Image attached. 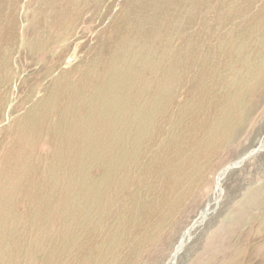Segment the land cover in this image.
<instances>
[{"label": "rangeland", "instance_id": "obj_1", "mask_svg": "<svg viewBox=\"0 0 264 264\" xmlns=\"http://www.w3.org/2000/svg\"><path fill=\"white\" fill-rule=\"evenodd\" d=\"M188 1L175 6L172 3L162 13L148 9L152 0H0V135L12 137L5 153L6 147L0 151V264H78L76 255L80 264L85 263L79 255L88 236L83 233L84 227L93 224L101 228L98 217L109 222L106 227L116 226L125 218L116 206L121 204L129 184L131 189L136 186L134 176L130 183L127 178L126 187L119 188L117 200L104 197L84 210L81 205L96 200L92 188L101 184L97 173L103 168L106 175L110 172L113 156L124 151L116 150L118 142L139 125L148 129L155 146H172V155L160 150L164 161L151 179L152 199L147 188L142 202L129 215L135 220H121L118 226L126 223L127 228H111L116 230L112 236L97 232L100 250L92 264H264V0H255L258 4L249 8L256 12L253 17L235 21V25L250 22L254 27L248 33L234 35L231 47L228 35L223 37L212 30L214 20H208L212 14H204L208 0ZM190 3L198 9L191 8ZM193 18L200 20H196L198 25ZM12 32H17L16 36ZM226 51L236 54L227 65L223 59ZM213 56L220 75L213 84L196 85L194 61ZM251 69L256 73L248 78ZM215 85L217 95L204 93ZM239 93L242 105L229 107L240 119L238 122L222 117L220 107L219 112L206 113V108L212 110L217 100ZM132 95L135 101L131 102ZM197 96L206 106L199 115L195 111ZM30 114L33 120L27 118ZM32 155L36 162L41 161L38 172L28 166L34 161ZM131 160L138 162L134 157ZM9 161L11 165H7ZM234 163L238 165L221 174ZM177 166L182 167L177 194L181 197L172 207V196L165 198L162 186L179 179ZM19 169L23 176L18 175ZM4 177L8 183L2 182ZM7 188L16 197L4 203ZM142 212L148 215L145 220L140 219ZM52 255L58 256L49 261Z\"/></svg>", "mask_w": 264, "mask_h": 264}, {"label": "bare ground", "instance_id": "obj_2", "mask_svg": "<svg viewBox=\"0 0 264 264\" xmlns=\"http://www.w3.org/2000/svg\"><path fill=\"white\" fill-rule=\"evenodd\" d=\"M76 1V0H75ZM147 1V0H146ZM182 1L183 0H152V3H151V5L150 6H148V9H156L157 11H160V12H167V10H168V8H169V6L172 4V5H174V3H182ZM186 1V0H185ZM215 1H217L216 3H215ZM254 1L255 0H208V7H203V8H201V9H203L204 10V14H212L211 15V17H210V19L208 18V20H214L213 21V28H212V30H214L217 34H219V35H222L223 37L225 36V35H228L229 36V38H230V47L231 46H234V44H233V41H234V35H239V33H248L249 31H250V28L253 26L254 27V25H252V24H250V22L248 23H246V22H242V23H240V25H235V21H238L239 19H241V17L243 18L244 16H246V17H253L255 14H256V12H255V14L253 13V12H251L250 11V7L251 6H253V3H254ZM126 2V1H125ZM129 2H131V0L129 1L128 0V3ZM188 2H190V0L188 1ZM193 2H194V0H193ZM197 2V1H196ZM206 2H207V0H206ZM30 3V2H29ZM134 3H135V1H134ZM140 3V2H139ZM148 3V2H147ZM184 3V2H183ZM198 3V2H197ZM196 3V4H197ZM262 3V2H261ZM132 4V3H131ZM137 4V3H136ZM191 4V3H190ZM192 4H195V3H192ZM191 4V5H192ZM199 4V6L201 5L200 3H198ZM254 4H258V3H254ZM47 5V4H46ZM76 5V4H75ZM127 5V4H126ZM134 5V4H133ZM148 5V4H147ZM176 5V4H175ZM174 5V6H175ZM179 5V4H178ZM183 5V4H182ZM190 5V6H191ZM202 5H204V4H202ZM264 5V4H263ZM30 6H31V4H30ZM49 5H47V7H48ZM52 6V5H51ZM63 6V5H62ZM141 6V5H140ZM139 6V7H140ZM144 6V5H143ZM189 6V5H188ZM189 6V7H190ZM198 6V7H199ZM259 6V5H258ZM257 6V7H258ZM50 7V6H49ZM57 7V6H56ZM129 7V6H128ZM138 7V8H139ZM181 7V6H180ZM187 7V6H186ZM194 7V9L197 7V5H196V7L195 6H193L192 5V7L191 8H193ZM198 7H197V9H198ZM254 7V6H253ZM257 7L255 8V9H257ZM263 7V6H262ZM29 8V7H28ZM69 8V7H68ZM174 8V7H173ZM260 8H261V5H260ZM30 9V8H29ZM47 9V8H46ZM56 9V8H55ZM67 9V8H66ZM182 9V8H181ZM200 9V8H199ZM254 9V10H255ZM142 10V9H141ZM156 10H154L155 12H156ZM170 10V9H169ZM184 10V9H183ZM182 10V11H183ZM186 10H188V9H186ZM186 10H185V12H186ZM190 10H192V9H190ZM190 10H188V11H190ZM196 10V9H195ZM202 10V11H203ZM253 10V9H252ZM47 11V10H46ZM144 11H146L145 9H144ZM153 11V10H152ZM173 11H174V9H173ZM173 11H172V14H173ZM180 11V10H179ZM182 11H180L181 13H182ZM200 12H202L201 10H199ZM261 11H262V9H261ZM39 12V11H38ZM37 12V13H38ZM42 12V11H41ZM138 12V11H137ZM147 12V11H146ZM149 12V11H148ZM155 12H154V14H155ZM177 12V11H176ZM134 13V12H133ZM142 13V12H141ZM152 13V12H151ZM169 13H171V12H169ZM168 13V14H169ZM191 13V12H190ZM189 13V14H190ZM196 13H198V11L196 12ZM15 14V13H14ZM56 14V13H55ZM157 14V13H156ZM188 14V13H187ZM194 13H191V16L193 15ZM44 15V14H43ZM63 15V14H62ZM163 15H165V14H163ZM162 15V16H163ZM195 15V14H194ZM194 15H193V17H194ZM198 14H196V16H197ZM259 15V14H258ZM261 15H262V13H261ZM14 16V15H13ZM52 16H54V15H52ZM156 16V15H155ZM157 16H160V15H157ZM166 16V15H165ZM167 16H169V15H167ZM190 16V15H189ZM173 17H175V16H173ZM172 17V18H173ZM180 16H178L177 18H179ZM182 17H183V15H182ZM185 17V16H184ZM183 17V18H184ZM186 17H187V15H186ZM263 17V16H262ZM43 18V17H42ZM57 18V17H56ZM130 18V17H129ZM161 18V17H160ZM164 18V17H163ZM182 18V19H183ZM190 18V17H189ZM192 18V17H191ZM198 18V17H197ZM197 18H196V20H197ZM49 19H51V18H49ZM138 19V18H137ZM150 19V18H149ZM159 19V18H158ZM187 19V18H186ZM185 19V20H186ZM194 19V18H193ZM205 19L206 18H204V22H206V21H208L207 19H206V21H205ZM15 20L17 21V19L15 18ZM15 20H14V22H15ZM45 20V19H44ZM48 20V19H47ZM164 20V19H163ZM168 20V19H167ZM192 20V19H191ZM195 20V19H194ZM195 20V21H196ZM199 20V19H198ZM197 20V21H198ZM57 21V20H56ZM124 21V20H123ZM145 21V20H144ZM146 21H148V20H146ZM171 21H172V19H171ZM178 21V20H177ZM176 21V22H177ZM194 21V22H195ZM197 21H196V24H197ZM200 21V20H199ZM242 21V20H241ZM243 21H245V20H243ZM248 21V20H247ZM53 22V21H52ZM55 22V21H54ZM59 22V21H58ZM140 22V21H139ZM181 22L183 23V20H181ZM185 22H187V20L185 21ZM190 22V21H189ZM193 22V21H192ZM191 22V23H192ZM201 22H203L202 20H201ZM15 23H17V22H15ZM39 23V22H38ZM42 23V22H41ZM158 23V22H157ZM170 23V22H169ZM175 23V22H174ZM179 23V22H178ZM181 23V24H182ZM199 23V22H198ZM212 23V22H211ZM252 23H256V22H252ZM45 24V23H44ZM127 24V23H126ZM129 24V23H128ZM172 24V23H171ZM177 24V23H176ZM188 24V23H187ZM195 24V23H194ZM193 24V25H194ZM205 24V23H204ZM8 25V24H7ZM33 25V24H32ZM52 25V24H51ZM132 25V24H131ZM165 25V24H164ZM178 25V24H177ZM176 25V26H177ZM183 25V24H182ZM185 25V24H184ZM198 25V24H197ZM208 25V24H207ZM128 26V25H127ZM159 26V25H158ZM163 26V25H162ZM161 25H160V27H162ZM186 26V25H185ZM196 26V25H195ZM204 26H206V25H204ZM209 26H211V25H209ZM35 27V26H34ZM90 27H91V25H90ZM145 27H146V25H145ZM160 27H159V29H160ZM192 27V26H191ZM196 27H198V26H196ZM202 27V26H201ZM212 27V26H211ZM211 27H210V29H211ZM29 28V27H28ZM33 28V27H32ZM31 28V29H32ZM48 28V27H47ZM154 28H155V26H154ZM154 28H152V29H154ZM190 28V27H189ZM209 28V27H208ZM83 29V28H82ZM125 29V28H124ZM145 29V28H144ZM156 29H158V28H156ZM166 29V28H165ZM169 29V28H168ZM167 29V30H168ZM178 29V28H177ZM180 29H182L181 27H180ZM192 29V28H191ZM210 29H209V31H210ZM257 29V28H256ZM12 30H13V28H12ZM15 30V29H14ZM14 30H13V32H14ZM34 30V29H33ZM32 30V31H33ZM146 30L148 31V29L146 28ZM170 30V29H169ZM173 30H175V29H173ZM184 30V29H183ZM186 30V29H185ZM198 30V29H197ZM197 30H196V32H197ZM199 30H201V29H199ZM202 30H203V28H202ZM205 30H206V28H205ZM205 30H204V33H206L205 32ZM211 30V31H212ZM254 30V29H253ZM258 30V29H257ZM17 31V30H16ZM159 31V30H158ZM162 31V30H161ZM165 31V30H164ZM193 32L195 31L194 30V28H193V30H192ZM208 31V32H209ZM210 31V32H211ZM12 32V33H13ZM25 32H26V29H25ZM36 32V31H35ZM39 32V31H38ZM41 32V31H40ZM170 32H172V31H170ZM178 32V31H177ZM185 32L186 31H184L183 33L185 34ZM196 32H194V33H196ZM202 32V31H201ZM254 32V31H253ZM259 32V31H258ZM257 32V33H258ZM262 32V31H261ZM8 33V32H7ZM11 33V32H10ZM15 33H17V32H15ZM15 33H13V34H15ZM33 33V32H32ZM51 33H53V31L51 32ZM123 33V32H122ZM162 33V32H161ZM175 33V32H174ZM180 33V32H179ZM179 33H178V35H179ZM187 34L189 33L188 31L186 32ZM192 33V32H191ZM203 33V34H204ZM41 34V33H40ZM90 34V33H89ZM158 35V33H155V35ZM160 34V33H159ZM165 34V33H164ZM169 34V33H168ZM177 34V33H176ZM182 34V33H181ZM197 34H198V32H197ZM200 34V33H199ZM202 34V35H203ZM209 34V33H208ZM1 35V34H0ZM39 35V34H38ZM171 35H175V34H171ZM205 35V34H204ZM203 35V36H204ZM241 35V34H240ZM15 36H16V34H15ZM32 37H33V35H31ZM117 36V35H116ZM162 36V35H161ZM165 36H167V34H165ZM176 36V35H175ZM175 36H173L172 38H173V40H174V37ZM184 36V35H183ZM187 36H190V33H189V35H187ZM194 37L196 36V35H193ZM14 37V36H13ZM41 37V36H40ZM120 37V36H119ZM119 37L117 38V39H119ZM149 37V36H148ZM158 37V36H157ZM169 37V36H168ZM185 37V36H184ZM201 37V36H200ZM205 37V36H204ZM238 37H240V38H238V39H240L241 40V37H242V35L241 36H238ZM244 37V36H243ZM247 37V36H246ZM11 38V37H10ZM10 38H9V40H10ZM144 38H146V37H144ZM156 37H154V39H155ZM160 38V37H159ZM183 38V37H182ZM188 38V37H187ZM187 38H185V41L184 42H186V40H187ZM196 38V37H195ZM198 38V37H197ZM196 38V39H197ZM218 38V37H217ZM4 39V38H3ZM12 40L11 41H13V38H11ZM76 39V38H75ZM136 39V38H135ZM153 39V40H154ZM162 39V38H161ZM171 39V38H170ZM178 39V38H177ZM190 38H188V40H189ZM201 38H199L198 40H200ZM206 39V38H205ZM220 39V38H219ZM1 40H2V38H1ZM7 40H8V38H7ZM37 40V39H36ZM141 39H139L138 41H140ZM146 40V39H145ZM148 40V39H147ZM146 40V41H147ZM228 40V39H227ZM38 41V40H37ZM37 41H35V42H37ZM117 41V40H116ZM144 41V40H143ZM146 41H144L146 44H147V42ZM160 41V40H159ZM162 41V40H161ZM180 41V40H179ZM206 41V40H205ZM209 41V40H208ZM7 41H5V43H6ZM15 42V41H14ZM27 42H29L28 40H27ZM137 42V41H136ZM166 42V41H165ZM164 42V43H165ZM189 42V45H190V41H188ZM198 42V41H197ZM204 42V41H203ZM202 42V43H203ZM212 42V41H211ZM9 43H11V42H9ZM139 43V42H138ZM156 43V42H155ZM162 43V42H161ZM228 43V42H227ZM246 43V42H245ZM250 43V42H249ZM4 44V43H3ZM153 44H154V42H153ZM153 44H151V45H153ZM194 44H196V42L194 43ZM201 44V43H200ZM204 44V43H203ZM212 44V43H211ZM244 44V43H243ZM1 45V44H0ZM5 45V44H4ZM11 45V44H10ZM141 45V44H140ZM150 45V44H149ZM184 45H185V43H184ZM188 45V46H189ZM197 45H199V43L197 44ZM237 45V44H236ZM250 45V44H249ZM12 46V45H11ZM64 46V45H63ZM143 46V45H142ZM187 46V47H188ZM195 46V45H194ZM193 46V47H194ZM203 46V45H202ZM215 46H217V45H215ZM17 47V46H16ZM130 47V46H129ZM138 47V46H137ZM148 47V46H147ZM150 47V46H149ZM199 47V46H198ZM143 48L145 49L146 47L145 46H143ZM142 48V49H143ZM184 48H185V46H184ZM222 48V47H221ZM125 49V48H124ZM129 49V48H128ZM136 48H134V50H135ZM139 49V48H138ZM137 49V50H138ZM141 49V48H140ZM141 49V50H142ZM186 49V48H185ZM188 49H190V46L188 47ZM191 49H193V48H191ZM194 49H196V46H195V48ZM229 49V48H228ZM239 49H241V48H239ZM33 50V49H32ZM140 50V51H141ZM165 50V49H164ZM215 50V49H214ZM218 50V49H217ZM36 51V50H35ZM122 51H123V49H122ZM127 51H129V50H127ZM132 51V50H131ZM145 51V50H144ZM143 51V52H144ZM146 51H147V49H146ZM163 51V50H162ZM161 51V52H162ZM175 51V50H174ZM183 51V50H182ZM193 51V50H192ZM236 51V50H235ZM124 52V51H123ZM137 52V51H136ZM179 52V51H178ZM184 52H185V50H184ZM189 52V51H188ZM188 52H187V54H188ZM237 52H239V50L237 51ZM147 53V52H146ZM191 53V52H190ZM135 54V53H134ZM179 54H180V52H179ZM179 54H178V56H179ZM182 54H184V53H182ZM197 54V53H196ZM201 54V53H200ZM145 55V54H144ZM158 55V54H157ZM172 55V54H171ZM181 55V54H180ZM191 55V54H190ZM193 55H194V52H193ZM192 55V56H193ZM210 55V54H209ZM233 55H236V54H234V53H232V52H230V51H226L225 52V55H223L224 56V64H226V63H230V62H232L236 57H232ZM45 56V55H44ZM140 56V55H139ZM147 56H148V54H147ZM146 56V57H147ZM150 56V55H149ZM168 56V55H167ZM174 56V55H173ZM177 56V57H178ZM182 56V55H181ZM145 57V58H146ZM180 57V56H179ZM199 57H200V55H199ZM143 58V57H142ZM183 58V57H182ZM213 58H214V56L213 57H202L201 59H197L196 61H194L195 62V75H194V79H195V83H196V85H199L200 83H211V84H213L214 83V81H215V79L220 75V71H218L217 72V70H216V65L213 63ZM123 59V58H122ZM127 59V58H126ZM155 59V58H154ZM173 59V58H172ZM35 60V59H34ZM59 60V59H58ZM130 60V59H129ZM171 61V60H170ZM188 61V60H187ZM186 61V62H187ZM9 62V61H8ZM8 62H7V64H8ZM33 62V61H32ZM189 62V61H188ZM182 63V62H181ZM184 63V62H183ZM11 64V63H10ZM46 64V63H45ZM173 64H175V62H173ZM188 64V63H187ZM3 65V64H2ZM181 66H182V64H180ZM179 65V66H180ZM227 65V64H226ZM20 66V65H19ZM169 66V65H168ZM173 66V65H172ZM175 66L176 65H174L173 67H174V69H175ZM178 66V68H180ZM21 67V66H20ZM165 67H167V66H165ZM60 68V67H59ZM168 68V67H167ZM177 68V67H176ZM181 68H183V67H181ZM170 70V69H169ZM63 71V70H62ZM162 71V70H161ZM163 71H164V69H163ZM173 71H175V70H173ZM173 71H171V74H172V72ZM178 71V70H177ZM244 71H245V73H246V69H244ZM117 72V71H116ZM120 72V71H119ZM238 72V71H237ZM113 73V72H112ZM162 73V72H161ZM227 73V72H226ZM255 73H256V71L254 70V69H251V70H249V72H248V74H246V75H248V78H250V77H254L255 76ZM163 74V73H162ZM174 74V73H173ZM179 74V73H178ZM19 75V74H18ZM117 75H118V73H117ZM160 75V74H159ZM180 75L181 74H179L178 76L180 77ZM193 75V74H192ZM171 75H169V77H170ZM160 77V76H159ZM233 77V76H232ZM29 78V77H28ZM35 78V77H34ZM175 78V77H174ZM61 79V78H60ZM119 78H117V80H118ZM126 79H127V77H126ZM155 79V78H154ZM153 79V80H154ZM184 79V78H183ZM37 80V79H36ZM131 80H133V79H131ZM145 80V79H144ZM175 80V79H174ZM173 80V81H174ZM181 80V79H180ZM179 80V81H180ZM245 80V79H244ZM33 81V80H32ZM71 81V80H70ZM141 81V80H140ZM156 81H157V79H156ZM161 81H162V79H161ZM188 81V80H187ZM186 81V82H187ZM69 82V81H68ZM154 82V81H153ZM152 81H151V83H153ZM175 82V81H174ZM173 82V83H174ZM181 82V81H180ZM138 83V82H137ZM143 83V82H142ZM171 83V82H170ZM107 84V83H106ZM131 84V83H130ZM133 84V83H132ZM28 85V84H27ZM37 85H38V83H37ZM69 85V84H68ZM125 85V84H124ZM153 84H151V86H152ZM67 86V85H66ZM94 86V85H93ZM133 86V85H132ZM140 86V85H139ZM143 86V85H142ZM169 86V85H168ZM216 86L217 85H215V86H212V88H208V89H206L205 91H204V93L206 94V95H209V96H211V95H215L216 93H218V91H217V89H216ZM170 87V86H169ZM168 87V88H169ZM229 87H231V86H229ZM35 88V87H34ZM42 88V87H41ZM90 88H92V87H90ZM95 88V87H94ZM131 88H133V87H131ZM139 88V87H138ZM142 88H144V86L142 87ZM75 89V88H74ZM134 89H136V87L134 88ZM133 89V90H134ZM147 89V88H146ZM170 89V88H169ZM36 90H37V88H36ZM46 90V89H45ZM44 90V91H45ZM51 90H52V87H51ZM54 91H55V89H53ZM89 90V89H88ZM92 90V89H91ZM96 90V89H95ZM98 90H99V88H98ZM139 90V89H138ZM138 90H137V93H138ZM149 89H147V91H148ZM193 90V89H192ZM231 90V89H230ZM254 90V89H253ZM262 90V89H261ZM30 91H31V89H30ZM50 91V90H49ZM53 91V92H54ZM131 91V90H130ZM144 91H145V89H144ZM151 91V90H150ZM149 91V92H150ZM152 91H154V90H152ZM175 91V90H174ZM191 91V90H190ZM21 92V91H20ZM168 92V91H167ZM23 93V92H22ZM38 93V92H37ZM132 93V92H131ZM134 93V92H133ZM132 93V94H133ZM145 93H147L146 91H145ZM144 93V94H145ZM151 93V92H150ZM177 93V92H176ZM241 94L242 93H239V94H237V95H231L230 96V98L228 97V98H223V99H219V100H217L216 101V105L215 104H213V105H215V107L211 110H207V108H206V113H207V111H212V113H215L216 112V110H218V112H219V109H217L218 107H220V109H221V115H222V117H224V118H230V119H232L234 122H238L240 119H238V116L237 115H235L234 113H232V111H231V109H229V107L230 106H233V105H242V103L243 102H240L239 101V99H240V96H241ZM28 95H29V93H28ZM56 95V94H55ZM126 94H124V96H125ZM164 95V94H163ZM217 95V94H216ZM133 96L134 95H132V98H133ZM143 96V95H142ZM141 96V97H142ZM17 97V96H16ZM29 97V96H28ZM27 97V98H28ZM36 97V96H35ZM51 97V96H50ZM131 97V96H130ZM148 97H149V95H148ZM164 97V96H163ZM176 97V96H175ZM15 98V97H14ZM32 98V97H31ZM129 98V97H128ZM190 98V97H189ZM7 99V98H6ZM9 99V98H8ZM21 99V98H20ZM45 99V98H44ZM50 99V98H49ZM108 99V98H107ZM255 99V98H254ZM54 100V99H53ZM64 100V99H63ZM130 100V98L128 99V101ZM132 100L133 101H135L134 100V98L133 99H131V102H132ZM137 100V99H136ZM148 100V99H147ZM165 100V99H164ZM82 101V100H81ZM162 101V100H161ZM38 102H39V100H38ZM42 102V101H41ZM78 102H79V100H78ZM130 102V101H129ZM251 102V101H250ZM15 103V102H14ZM45 102H43V104H44ZM87 103V102H86ZM128 103V102H127ZM137 103V102H136ZM135 103V104H136ZM139 103V102H138ZM171 103H172V101H171ZM8 104V103H7ZM17 104V103H16ZM38 104V103H37ZM36 104V106H39V105H37ZM48 104H49V102H48ZM114 104V103H113ZM19 105V104H18ZM41 105V104H40ZM118 105V104H117ZM117 105H116V107H117ZM120 105V104H119ZM132 105V104H131ZM133 105H134V103H133ZM171 105V104H170ZM213 105H212V107H213ZM43 106V105H42ZM102 106V105H101ZM128 106V105H127ZM126 106V107H127ZM135 106V105H134ZM165 106V105H164ZM39 107H41V106H39ZM38 107V108H39ZM95 107V106H94ZM100 107V106H99ZM113 107V106H112ZM111 107V108H112ZM119 107V106H118ZM143 107V106H142ZM204 107H206L205 105H203L202 103H201V101H200V98L197 96L196 97V99H195V111H196V114H200V112H201V109L202 108H204ZM208 107V106H207ZM211 107V108H212ZM48 108V107H47ZM130 108V107H129ZM129 108H127L126 109V111L129 109ZM138 108V107H137ZM141 108V107H140ZM140 108H139V110H140ZM31 110H32V108H30ZM29 109V110H30ZM141 109H143V108H141ZM165 109V108H164ZM183 109V108H182ZM28 110V111H29ZM132 110V109H131ZM138 110V109H137ZM146 110V109H145ZM34 111V110H33ZM92 111H94V110H92ZM105 111V110H104ZM142 111V110H141ZM140 111V112H141ZM17 112V111H16ZM81 112V111H80ZM82 112H83V110H82ZM120 112H121V110H120ZM14 113V112H13ZM27 113H31V112H26V114ZM176 113V112H175ZM206 113H204V118L206 117ZM211 113V114H212ZM25 114V115H26ZM33 114V113H32ZM82 114V113H81ZM146 114V113H145ZM85 115H86V113H85ZM119 115H121V114H119ZM130 115V114H129ZM3 116V115H2ZM22 116V115H21ZM20 116V117H21ZM45 116V115H44ZM138 116V115H137ZM145 115H144V113H143V117H144ZM147 116V115H146ZM213 116V115H212ZM30 117V119H32L31 118V114H30V116H27V118H29ZM120 117V116H119ZM128 117V116H127ZM141 117V116H140ZM25 118V117H24ZM37 118H38V116H37ZM82 118V117H81ZM92 118V117H91ZM90 118V119H91ZM188 118V117H187ZM20 119V118H19ZM130 119V118H129ZM210 119V118H209ZM221 119V118H220ZM33 120V119H32ZM188 120V119H187ZM205 120V119H204ZM215 120V119H214ZM25 121V120H24ZM29 121V120H28ZM35 121H37L36 119H35ZM35 121H33V122H35ZM120 121H122V120H120ZM124 121V120H123ZM206 121V120H205ZM137 122V121H136ZM185 122H186V120H185ZM184 122V123H185ZM190 122V121H189ZM208 122H210V120L208 121ZM126 123H128V122H126ZM203 123L205 124V122L203 121ZM217 123V122H216ZM162 124H163V121H162V123H161V126H162ZM194 124V123H193ZM192 124V125H193ZM21 125V124H20ZM107 125V124H106ZM127 125V124H126ZM168 125V124H167ZM220 125V124H219ZM14 126V125H13ZM12 126V127H13ZM128 126V125H127ZM131 126V125H130ZM160 126V127H161ZM200 126V125H199ZM62 127V126H61ZM123 127V126H122ZM154 127H155V125L153 126V128H152V130L154 129ZM216 127H218V126H216ZM171 128V127H170ZM181 128V127H180ZM195 128V127H194ZM186 129H188V128H186ZM8 130V129H7ZM64 130V129H63ZM148 129H146V127H145V129H143V127H142V129H141V127H140V125H139V128H134L132 131L131 130H129L128 132H127V137H124V141L123 140H121L120 139V143L118 142V145H117V148H116V150H124L123 152H121V154H119V155H114L113 156V159H112V162H110V165H111V170H110V172L106 175L105 173H104V168L103 169H101V170H99V172L97 173V179H99V181H100V183L101 184H104V186L103 187H101L102 185L101 184H98L96 187H93L92 188V190H93V192H94V197H96L97 196V198H96V200L95 201H89V202H87V203H83L82 205H81V210H84V208L85 207H90L91 205L92 206H95L96 204H98V202H99V200L100 199H102V198H104V197H107L108 199H111V200H117L118 198H119V196H118V190H119V188H121V187H126V180H127V178H128V180H129V183H130V180H131V177L132 176H134V178H135V181H136V186L134 187V189H131V187H130V184H129V186H128V188L125 190V191H123V193H124V198H123V200L120 202L121 204H119V205H117L116 207H120V213L121 214H123V216L125 217V218H123V219H121V220H125L126 221V223H127V221H128V223H130L131 221H134L135 220V217H134V219H133V215H131V216H129L132 212H134L136 209H137V207L140 205V203L142 202V199H143V197H144V190H146L147 188H148V191H149V193H150V195H151V198H150V200L152 199V189H151V179H152V177H153V175L155 174V173H157V171L158 170H160V168L163 166V161L164 160H162L161 159V156H160V150H162V151H164V152H166L168 155H172V152H173V147L172 146H170V145H165L164 147H162V148H159V147H157V146H155L154 144H153V142H151L150 140H153V139H149V133H148V131H147ZM152 130H151V132H152ZM157 130H158V128H157ZM162 130V129H161ZM183 130V129H182ZM34 131V130H33ZM160 131V130H159ZM216 131H217V129H216ZM165 132H166V130H165ZM178 131H176V133H177ZM179 132H181V131H179ZM6 133H7V131H6ZM9 133V132H8ZM17 133V132H16ZM157 133V132H156ZM216 133V132H215ZM21 134V133H20ZM34 134V133H33ZM151 134V133H150ZM154 134V133H153ZM183 134V133H182ZM9 135H10V133H9ZM152 135V134H151ZM154 136H156V135H154ZM152 137V136H151ZM157 137V136H156ZM154 139H155V137H154ZM11 140H12V137L10 136V138L9 139H7V138H5V136H4V134H1L0 135V151H2L1 149L3 148V147H6L3 151H4V153H5V151H6V149L10 146V142H11ZM24 140V139H23ZM33 140V139H32ZM71 140V139H70ZM39 141V140H38ZM155 141V140H154ZM35 142V141H34ZM50 142V141H49ZM53 141L51 140V143H52ZM126 142H127V145H128V147H126L127 145H126ZM162 142V141H161ZM232 142H233V140H232ZM40 143H42V142H40ZM53 145V144H52ZM121 146L123 147V148H121ZM51 148V147H50ZM54 148V147H53ZM51 150V149H50ZM49 150V151H50ZM2 154V153H1ZM30 153L28 152V155H29ZM31 155V154H30ZM23 156V155H22ZM25 156V155H24ZM42 156V155H41ZM26 157V156H25ZM131 157H134L135 159H137L138 160V162H133L132 160H131ZM32 158H33V160H34V157H33V155H32ZM21 160H23L24 159V157H23V159H22V157L20 158ZM30 159L31 158H28V160L30 161ZM167 159V158H166ZM203 159V158H202ZM20 160V161H21ZM41 162V161H40ZM40 162H36L35 160L33 161V163H30V165H28V166H31V169L33 170V169H37V172H38V170H40L41 169V165H40ZM22 163V162H21ZM238 163V162H237ZM237 163H234V164H231V165H229V166H227L225 169H223V170H221V174L224 172V171H226V170H228L229 168H231V167H233V166H235V165H238ZM23 164H25L24 163V160H23ZM99 164V163H98ZM7 165H11V162L9 161V163L7 164ZM19 165V164H18ZM161 165V166H160ZM26 166V165H25ZM139 166V167H138ZM141 166V167H140ZM21 168H22V166H20ZM19 167V168H20ZM44 167V166H43ZM99 167H101L102 168V166H100L99 165ZM12 168V167H11ZM181 169H182V167H180V166H177L176 168H175V171H176V173L178 174V176H179V179H177L176 181H174V182H170L169 184V186L167 187L165 184H164V186H162L163 187V189H162V191L165 189V193L167 194V197L165 196V198H171V196H172V200L169 202L171 205H172V207H175V204H177L178 203V201H179V199H180V197H181V194L180 195H177L178 194V191H179V189L181 188V183L179 182V181H182V179H181V176L183 177V175H181L180 174V171H181ZM12 170V169H11ZM17 170H18V167H17ZM20 170V169H19ZM31 170V171H32ZM190 170V169H189ZM91 171V170H90ZM10 172V171H9ZM185 172V171H184ZM21 173V170L19 171V174L18 175H21L20 174ZM23 173V172H22ZM33 173V172H32ZM34 173H35V171H34ZM40 173V172H39ZM90 173V172H89ZM172 173V172H171ZM5 175V174H4ZM4 175H2V176H4ZM29 175V174H28ZM35 175H37V174H35ZM92 175V174H91ZM157 175V174H156ZM163 175H166L165 173L163 174ZM9 176H11V175H9ZM21 176H23V175H21ZM86 176V175H85ZM93 176V175H92ZM108 176H109V180H107L108 179ZM166 176H168V175H166ZM13 177V176H12ZM17 177V176H16ZM28 177V176H27ZM155 177V176H154ZM172 177V176H171ZM1 178H3V177H1ZM7 178V177H6ZM9 178V177H8ZM94 178V177H93ZM160 178V177H159ZM36 179H38V178H36ZM35 179V180H36ZM85 179H86V177H85ZM84 179V180H85ZM9 180H12L11 178L9 179ZM156 180V179H155ZM154 180V181H155ZM161 180H162V178H161ZM7 181V183H8V179H6L5 180V177H4V181H2V182H6ZM13 181V180H12ZM15 181V180H14ZM153 181V182H154ZM164 181V180H163ZM167 181V180H166ZM186 181V180H185ZM17 182V181H16ZM42 182V181H41ZM83 182V181H82ZM15 183V182H14ZM85 183V182H84ZM84 183H83V185H84ZM158 183H160L159 181H158ZM3 184V183H2ZM11 185H12V182L10 183ZM9 184V185H10ZM167 184V183H166ZM196 184V183H195ZM14 186V185H13ZM12 186V187H13ZM38 186V185H37ZM3 186L1 185V188H2ZM27 187V186H26ZM9 188V187H8ZM8 188H7V190H8ZM22 188V187H21ZM83 189H88L86 186H83L82 187ZM81 188V189H82ZM5 189L6 188H4V191H5ZM80 189V190H81ZM11 190V189H10ZM10 190H8V193H10L9 191ZM22 190H23V188H22ZM4 191H3V193H4ZM20 191V190H19ZM25 192H27V191H25ZM24 191H23V194L25 193ZM29 192V191H28ZM81 192V191H80ZM183 192H185V191H183ZM1 193V192H0ZM7 193V195H6V192H5V194L3 195V197L5 196V198H4V203L5 202H7V201H10V200H14V198L16 197V195L15 194H8ZM20 193V192H19ZM162 193V192H161ZM21 194V193H20ZM19 194V195H20ZM145 194H146V192H145ZM1 195V194H0ZM17 195H18V193H17ZM19 195H18V197H19ZM163 195H165V194H163ZM78 197H80V196H78ZM19 198H24V196L22 195L21 197H19ZM82 198H83V200L84 201H86L85 200V197H84V194L82 193ZM88 198V197H87ZM80 199V198H79ZM2 200V199H1ZM149 200V201H150ZM15 201V200H14ZM82 201V200H81ZM80 201V202H81ZM103 201V200H102ZM186 201V200H185ZM10 202H12V201H10ZM79 202V201H78ZM106 202H107V200H106ZM105 203V202H104ZM117 203V202H116ZM13 204V203H12ZM160 204V203H159ZM166 204H167V202H166ZM163 204L161 203L160 204V207H163L162 206ZM16 206V205H15ZM55 206V205H54ZM57 206V205H56ZM103 206H104V204H103ZM79 207H80V205H79ZM97 207V206H96ZM181 207V206H180ZM12 209V208H11ZM165 209V208H164ZM178 209V208H177ZM19 210V209H18ZM142 210V209H141ZM62 211V210H61ZM165 211V210H164ZM18 212H20V211H18ZM139 212V211H138ZM156 213H158V212H156ZM155 213V214H156ZM155 214L154 215H152V217L153 216H155ZM3 215V214H2ZM10 215H13V213H12V211H10ZM77 215V214H76ZM81 215V214H80ZM79 215V216H80ZM148 217V215L146 214V213H143L142 212V214H140V219H144L145 220V218H147ZM81 218H82V216H81ZM66 219V218H65ZM80 219V218H79ZM133 219V220H132ZM153 219H154V217H153ZM84 220H85V218H84ZM83 220V221H84ZM121 220H119L117 223H116V226H108V227H106L107 226V223H109V222H107L106 221V219L104 218V217H98V221H99V224H100V226H101V228L100 227H94L93 226V224H91V225H86L85 227H84V229H86V230H84V234L86 233V234H88V236H87V238H86V240L85 241H83V243L81 244V253L79 254L80 255V259L81 260H83L85 263H82V264H92V263H94L93 261L96 259V257L98 256V253H99V250H100V246H98L97 245V241H99V239L96 241V234H97V232L98 231H101V232H103L104 234H105V237H108V236H112V235H114L115 233H116V230L115 229H111V228H113V227H117L118 225H119V222L121 221ZM0 221H1V219H0ZM140 221H142V220H140ZM149 221V220H148ZM136 222V221H135ZM150 222V221H149ZM152 222V221H151ZM126 223H122L120 226H118V227H121V226H124V225H126ZM3 225V224H2ZM131 225V224H130ZM141 226H142V224H140ZM150 226H151V224H149ZM126 228H127V225H126ZM83 230V229H82ZM136 230V229H135ZM144 230H145V228H144ZM143 230V231H144ZM141 232H142V230H140ZM136 232H137V230H136ZM244 232V231H243ZM68 233V232H67ZM138 233V232H137ZM69 234V233H68ZM71 234H72V232H71ZM119 234V233H118ZM118 234H116V235H118ZM136 234V233H135ZM67 235V234H66ZM83 235V234H82ZM146 235H148V234H146ZM56 236V235H55ZM54 236V237H55ZM85 237H86V235H84ZM63 237V236H62ZM49 238V237H48ZM102 238V237H101ZM126 238H127V236H126ZM135 238V237H134ZM138 238V237H137ZM241 238V237H240ZM54 239V238H53ZM136 239V238H135ZM231 239V238H230ZM229 239V240H230ZM238 239H239V237H238ZM57 240H58V237H57ZM57 240H55V241H57ZM52 241V240H51ZM62 242H63V240H62ZM75 242V241H74ZM48 243H49V239H48ZM47 242H46V244H48ZM51 243H53V242H51ZM55 243V242H54ZM58 243V242H57ZM56 243V244H57ZM60 243V242H59ZM76 243V242H75ZM78 243H79V241H78ZM77 243V244H78ZM81 243V242H80ZM74 244V243H73ZM72 244V245H73ZM100 244V243H99ZM136 244V243H135ZM134 244V245H135ZM132 245V244H131ZM228 245H230V243L228 244ZM43 246V245H42ZM52 245L49 243V247H51ZM76 246V245H75ZM133 246V245H132ZM232 246V245H231ZM48 247V249L50 250V248ZM77 247V246H76ZM53 246H52V250H53ZM59 248V247H58ZM71 248V247H70ZM78 248V247H77ZM80 248V247H79ZM102 248V247H101ZM131 248V247H130ZM134 248V247H133ZM148 248V247H147ZM65 249V248H64ZM63 249V250H64ZM135 249V248H134ZM140 249V248H139ZM39 250V249H38ZM75 250V249H74ZM123 250V249H122ZM76 251V250H75ZM124 251H125V249H124ZM129 251V250H128ZM133 251V250H132ZM37 252V251H36ZM52 252V251H51ZM77 252V251H76ZM100 252H102V251H100ZM117 252V251H116ZM152 252V251H151ZM119 253V252H118ZM154 253V252H153ZM53 254V253H52ZM56 254V253H55ZM152 254V253H151ZM53 256V255H52ZM58 255H55V256H53V257H49V261H51L52 259H54L55 257H57ZM72 256V255H71ZM125 255H123V257H124ZM143 256V255H142ZM133 257H134V255H133ZM69 258V257H68ZM75 258H77V260H78V264H80V261H79V258L77 257V255H76V257ZM129 258H130V256H129ZM128 258V259H129ZM131 258H132V256H131ZM140 258H142V257H140ZM74 259V258H73ZM91 259H92V261H91ZM43 260V259H42ZM131 260V259H130ZM140 262H141V260H139ZM236 261V260H235ZM45 262V261H44ZM139 262V263H140ZM209 262V261H208ZM213 262H214V260H213ZM221 262V261H220ZM219 262V263H220ZM212 263V262H211ZM49 264H51V263H49ZM77 264V263H76ZM133 264V263H132Z\"/></svg>", "mask_w": 264, "mask_h": 264}]
</instances>
